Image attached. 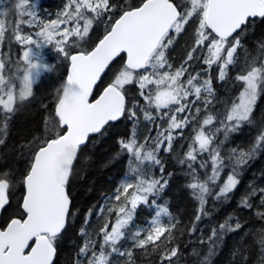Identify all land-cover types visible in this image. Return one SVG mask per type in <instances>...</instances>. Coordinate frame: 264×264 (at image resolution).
I'll return each instance as SVG.
<instances>
[{"label": "snow or ice", "instance_id": "6c2138e0", "mask_svg": "<svg viewBox=\"0 0 264 264\" xmlns=\"http://www.w3.org/2000/svg\"><path fill=\"white\" fill-rule=\"evenodd\" d=\"M68 6H74V10L63 13L66 20L53 19L42 26L43 31L35 33L39 40L28 36L24 41L42 48L55 40L57 51L69 61L70 72L61 86L62 94L56 103L55 117L58 119L47 135L32 146L30 163L23 176L16 181L23 184L25 191L19 204V218H10L0 230V264H53L55 242L65 230L72 214L68 185L82 146H86L90 134H102L109 122L119 121L126 114L129 119H136L135 110L139 107V102L135 99L129 102L126 99V85L133 82L138 85L139 96L146 102L145 108H155L157 112L167 110L161 118L167 117L168 124L166 129L157 133L151 147H146V142L140 143L137 140L134 129L128 140H118L121 149L129 154V163L134 158L137 164L132 168L128 179L109 198L116 202L115 205L98 210L100 214H106L104 223L98 229L101 236L100 250L93 251L95 244L86 241L79 251V256L83 257H88L91 251L87 264H108L112 253L125 255L117 245L125 235L124 229L133 220L135 210L140 205H156V200L150 198H158L167 184L163 175L155 178L150 169L145 170L144 162L159 166L160 172H164V165L158 158L159 151L163 148L166 152H171L175 139L174 130H183L199 117L201 109H195V116L192 110L196 101H202L206 114L199 120V126L193 128L194 136L188 150L178 162L182 165L186 163L190 170L188 175L193 182L186 187L193 190L192 194L199 201L201 214H205L209 195H214L215 200L220 202L228 198V194L240 183V168L264 149L262 125L260 133L247 151L230 148L222 154L229 133L237 131L245 122H251L254 107L264 92V52L251 59L245 56L244 66L236 76V80L242 82L243 89L222 113L207 112V106L212 103L211 97L214 95L211 77L200 80L199 73H188L190 61H201L209 69L218 65L217 79L224 81L227 69L236 63L235 54L244 47L242 36L257 19L264 20V0H182V3H174L173 0H141L138 6L122 10L118 18L109 17L112 23L105 28L103 37L94 47L90 50L79 49L74 54L61 45L66 44L71 36L82 40L88 35L94 19L105 12H111L116 6L110 5L109 0H70ZM35 10L36 5L27 0L22 10L17 11V15L32 18L36 14ZM86 11L94 15L90 18L85 14ZM3 16L4 12L0 11V17ZM194 16L198 21L194 44L184 63L173 70L166 57V50L174 42V36L170 33L182 32ZM71 20L76 21L75 26L71 30L64 27L61 31V24L66 25ZM81 20L84 21L82 28ZM31 23L30 19L29 24ZM3 36L4 20L0 19V39ZM15 39L19 41L21 37L15 35ZM261 48L264 49V44ZM122 53L126 54V62L99 98L90 102L89 98L101 74ZM23 60L27 62L23 73L10 67V72H15L19 79L21 99L32 96L34 80L41 75V69L49 68V65L38 62L32 47L23 51ZM4 67V63H0V70ZM185 73H188L186 79ZM0 86L8 89L5 92L4 87H0V105L7 113H12L13 90L17 88V84L9 83L0 75ZM202 93L206 95L202 97ZM190 96L194 99L189 100ZM179 114L185 115L179 117ZM144 118L154 119L151 112L146 110ZM221 132L224 138L218 140ZM177 135H183V132ZM3 143L4 140L0 139V145ZM196 163L200 169L205 170L211 164L210 173L205 171L203 180L194 167ZM225 169L229 170L225 181L214 193L210 185L219 183ZM12 184L13 177L10 174H0V210L9 204V189ZM256 195H260V203L264 205V188H253L241 201V206L252 207L250 198ZM157 208L149 228L143 233L139 230L134 233V247L144 248L149 243L155 247V242L165 233H168L165 239L171 237L175 225L161 219L162 216L170 215L169 209L162 206ZM257 215L264 218V212H257ZM88 216H91V211ZM200 219V214L194 218L195 221ZM231 219L230 216L219 225V232L212 230L209 255L223 241L226 233L238 231L242 227L239 221L234 226L230 224ZM192 231H195V224ZM259 231L264 232V229ZM81 235H86L84 229H81ZM259 243L260 251L264 253V237ZM177 253L178 248L173 247L164 254V259L170 261ZM242 260L246 261V256ZM77 264H80L79 260Z\"/></svg>", "mask_w": 264, "mask_h": 264}, {"label": "trees", "instance_id": "16d2710c", "mask_svg": "<svg viewBox=\"0 0 264 264\" xmlns=\"http://www.w3.org/2000/svg\"><path fill=\"white\" fill-rule=\"evenodd\" d=\"M175 3H182V0H173ZM141 0H109L110 5L116 7L111 12H105L99 18L94 19L90 29L91 35H96L95 41L90 37L82 40L72 36L63 46L67 51L75 53L79 50L77 42L83 48L91 49L103 37L105 28L112 23L109 17L118 18L124 9L138 6ZM70 0H42L38 17L45 22L53 19H67L63 13L73 11L74 6H68ZM14 0H5L1 11L4 16V36L1 42V60L5 67L2 69L7 80L17 81L15 72H10V67L23 72V62L21 54L23 45L21 41L15 39V35L21 38L26 34H33L36 27H31L26 23V16L18 17L17 11L13 8ZM88 17L94 14L85 12ZM70 22V21H69ZM72 20L70 24L74 23ZM82 26L84 21L81 22ZM198 27V21L194 16L184 26V30L179 34L170 33L174 36L173 44L166 50V57L171 65L180 67L186 59L187 53L194 44V33ZM264 20L257 19L251 25L245 35L242 36V49H238L235 54L236 63L230 68L224 81H218V67L213 65L210 68V77L214 95L211 97L212 103L207 106V112L213 114L223 112L227 106L231 105L235 98L243 89L242 82L236 80V76L244 66L245 56L248 59L259 56L264 49ZM199 51V50H198ZM195 55V54H194ZM203 55V53L201 54ZM121 57L124 59L121 60ZM106 71L100 81L95 95H99L101 90L109 84L119 68L125 63V56H121ZM45 62L49 65L40 79L35 83L31 97L24 99L17 98L12 113H7L0 106V139L4 143L0 145V174L8 173L13 177V184L9 189L10 203L4 209L0 227H4L10 218L19 217V204L24 194V186L17 183L22 177L30 163V149L35 142L47 135L52 129L55 121V107L59 95L62 94V84L66 80L69 61L57 51V46L51 44L45 48ZM190 70L195 73L200 70H208L206 66H200L199 61H190ZM208 76V77H209ZM207 77V78H208ZM185 79V78H184ZM127 100L133 99L139 102L136 108V119H129L127 114L117 122H111L102 131V134H94L78 155V160L74 166L73 174L70 178L68 191L72 199L71 215L69 222L63 233L57 238L55 246L57 255L54 264H87L91 257L79 256L80 248L86 241L95 244L93 251L99 252L101 236L98 229L104 223L106 214H100L101 207L115 205V201L109 198L114 196L116 189L124 179L131 175L132 168L137 162L132 160L129 163V154L121 149L119 139L128 140L130 133L135 130L136 138L139 142L151 143L160 132L161 112L155 108H145L146 102L139 96L138 85L133 82L126 85ZM264 88V86H262ZM206 95L203 93L202 97ZM194 97L190 96L189 100ZM201 109L200 118L183 130L174 131L173 147L171 152L160 149L158 158L164 165V172H160L159 166L144 162V169L151 170L155 178L163 175L167 180L166 187L159 194V197H151L156 200V204L167 207L169 216H163V221L174 224L172 234L169 239H165V233L160 240L156 241L154 247L149 243L144 248L134 247L133 230L137 227L149 225V221L155 215L154 205H140L134 212V218L124 229L125 235L119 241L117 247L125 255L112 253L108 264H262L264 253L260 251L259 240L264 237V218L257 215V212H264V205L260 203V195L250 198L252 207L241 206V201L252 191L253 188H264V149L240 168L239 181L234 191L228 194V198L222 202L215 200L214 195L207 197L205 214L199 212V201L193 196L187 184L193 182L188 175L190 171L187 164H180L178 161L184 157L191 143L193 128L199 125V120L206 114L202 101H196L192 109ZM150 111L153 120L144 118V111ZM160 117V119H159ZM251 122H245L237 131L229 133L227 142L223 145L222 154L230 148L247 151L254 143L255 138L264 125V92L258 98L251 114ZM165 123V122H163ZM183 132V135L177 133ZM223 133L218 134V140L223 139ZM218 142V141H217ZM205 159L207 154H205ZM199 159V158H198ZM201 180L205 178V171L210 173L211 164L207 170L200 169L199 164H194ZM229 170L225 169L217 185L210 187L213 192L218 191V187L225 181ZM134 182V181H132ZM163 182V181H162ZM91 211V216L88 213ZM200 214L201 219L195 221L196 215ZM233 226L237 221L242 224L238 231L226 233L221 243L216 245L209 255V237L213 229L219 232V225L229 217ZM115 213L112 214L114 219ZM195 224V231L192 226ZM111 225H109L110 230ZM84 229L86 235H81ZM177 247L178 253L170 261L164 259V254L171 248ZM110 251V249H106ZM131 255H128V253ZM235 252V255H234ZM246 256V261L242 257Z\"/></svg>", "mask_w": 264, "mask_h": 264}, {"label": "rangeland", "instance_id": "374dc122", "mask_svg": "<svg viewBox=\"0 0 264 264\" xmlns=\"http://www.w3.org/2000/svg\"><path fill=\"white\" fill-rule=\"evenodd\" d=\"M41 1L42 0H30V2H33L35 5H36V10H35V16L34 17H32V18H29L28 16H26L27 18H26V23L29 25V26H31V27H36V30L35 31H33V34L31 35V34H26V35H23V37L20 39V41H21V43H22V45H23V48H22V54H21V58H22V62H23V72L24 71H26V68H27V62L26 61H24L23 60V51H26L29 47H32L33 48V53H34V57L35 58H38V62H42V63H44V64H47L46 62H45V48H48L51 44H45L44 46H42V48H37V47H35L34 45H29V44H26L24 41H25V39L28 37V36H32V38L33 39H35V40H39L40 38L39 37H37L36 35H35V33L37 32V31H43V25L44 24H48L47 22H45V20H41V18L39 19V17H38V11H39V9H40V4H41ZM5 2V0H0V8H2V6H3V3ZM67 9H65V11H66ZM0 11H1V9H0ZM40 16V15H39ZM0 19H1V17H0ZM32 20V23L31 24H29V20ZM72 21V20H71ZM71 21L69 22L68 21V23L65 25V24H61V27H60V30L62 31L63 30V28L64 27H68L69 28V30H71L74 26H75V23H76V21L74 22V23H72V24H70L71 23ZM83 20H81L80 21V25H81V28H82V24H81V22H82ZM72 37V36H71ZM70 37V38H71ZM86 37H90V39H91V41H95V38H96V35H91V33L89 32L88 33V35L86 36ZM59 37H57V39H58ZM70 38H69V40H70ZM68 40V41H69ZM1 42H2V39H0V63H2V60H1ZM52 44H54V45H56L55 44V40L53 41V43ZM61 46H63V45H61ZM77 48L78 49H81V48H83V46L79 43V42H77ZM48 65V64H47ZM207 66V65H206ZM165 70H167V69H165ZM46 70H44V69H41V75L37 78V79H35L34 80V83H33V89H34V86H35V83L40 79V77L42 76V74L45 72ZM163 71V70H162ZM22 72V73H23ZM0 75H3L4 76V78H5V80L6 81H8L9 83H11V82H13V80H7L6 79V77H5V75H4V73H3V71L2 70H0ZM207 79V78H206ZM200 80H203V79H200ZM15 83L17 84V88L15 89V90H13V95H14V104H13V108H14V106H15V101H16V99L17 98H20V96H19V79H17V81H15ZM0 87H4V86H0ZM150 88L151 87H153V86H149ZM7 87H4V91L5 92H7ZM202 95H203V93H202ZM4 99H6V96H4L3 97ZM0 106H2V105H0ZM3 107V106H2ZM196 109V108H195ZM167 110H162L161 111V117L163 116V112H166ZM161 119H163L164 121H165V123H163L162 121H161V125H162V127L160 128V130L162 131V130H164V129H166L167 128V124H168V120H167V117H163V118H161ZM199 125H196L195 127H198ZM174 131H179L178 129H176V130H174ZM173 134H174V132H173ZM193 135H194V133H193ZM141 143V142H140ZM142 143H145V141H142ZM151 145H152V142L151 143H146V147H151ZM125 180H127V179H124L122 182H124ZM121 182V183H122ZM129 182H132V181H129ZM155 206V212L158 210V208H157V206H160V205H158V204H156V205H154ZM163 207V206H162ZM155 218V215H154V217L149 221V225H145L144 227H137V228H135L134 230H133V235H134V233L136 232V231H141L142 233L146 230V229H148L149 228V226H150V224H151V221L153 220ZM161 219L163 220V216L161 217ZM133 235H132V237H133Z\"/></svg>", "mask_w": 264, "mask_h": 264}, {"label": "water", "instance_id": "95a60500", "mask_svg": "<svg viewBox=\"0 0 264 264\" xmlns=\"http://www.w3.org/2000/svg\"><path fill=\"white\" fill-rule=\"evenodd\" d=\"M174 2V1H173ZM175 3V2H174ZM99 42V41H98ZM97 42V43H98ZM96 43V44H97ZM74 54V53H73ZM121 56H125V62H126V54H124V53H122L121 54ZM120 57H117L115 60H113L110 64H109V66H108V68L107 69H105V71L101 74V77H100V79L97 81V83H96V85L94 86V88H93V92H92V95H91V97L89 98V101L90 102H93L95 99H98L99 98V95H101L102 93H103V90H104V88H106L107 86H108V84L106 85V86H104V88L101 90V92L99 93V95H95V91H96V89H97V87H98V85H99V83H100V81L102 80V77L104 76V74L106 73V71L111 67V65L115 62V61H117L118 59H119ZM70 72V64H69V67H68V71H67V74ZM67 76V75H66ZM126 99H127V97H126ZM123 117H121V119H122ZM117 122V121H116ZM109 123H111V122H109ZM107 126V125H106ZM105 126V127H106ZM103 131V130H102ZM97 134H99V133H97ZM94 134H90V138L93 136ZM90 138H89V140H90ZM88 143V142H87ZM83 147H85V146H82V148ZM80 153V152H79ZM79 155V154H78ZM75 166V165H74ZM70 198H71V196H70ZM9 203H10V199H9ZM9 205V204H8ZM8 205H6L5 206V208L8 206ZM71 206H72V199H71ZM3 211H4V209L3 210H0V221H1V217H2V214H3ZM70 211H71V209H70ZM3 228H1L0 227V230H2ZM56 255H57V249H56V254H55V256H54V258H53V264L55 263V259H56ZM262 264H264V262L262 263Z\"/></svg>", "mask_w": 264, "mask_h": 264}, {"label": "flooded vegetation", "instance_id": "af4514ba", "mask_svg": "<svg viewBox=\"0 0 264 264\" xmlns=\"http://www.w3.org/2000/svg\"><path fill=\"white\" fill-rule=\"evenodd\" d=\"M204 55V54H203ZM202 55V56H203ZM185 61V60H184ZM200 62V66H206V65H204L201 61H199ZM184 63V62H183ZM182 63V64H183ZM190 63V62H189ZM215 66H217L218 67V71H219V66L218 65H215ZM233 65H230L229 66V68L227 69V73L229 72V70H230V68L232 67ZM206 67H208V66H206ZM172 69L174 70V69H176V67L174 66V65H172ZM188 73H192V74H196L195 72H194V69L191 71L190 70V67L188 66ZM188 73H185V79L187 78V75H188ZM199 74H200V76H199V79H206L209 75H210V69H208V70H200L199 71ZM227 77V76H226ZM226 79V78H225ZM193 110V109H192ZM183 115H185V114H179V117H182ZM193 115L195 116V111L193 110ZM178 117V118H179ZM198 118H200V115H199V117H197V119H194L193 120V122L192 123H195L196 122V120H198ZM159 119H160V117H159ZM164 120L162 119V122H163ZM165 122V121H164ZM191 123V124H192ZM191 124H189V125H191ZM188 125V126H189Z\"/></svg>", "mask_w": 264, "mask_h": 264}, {"label": "clouds", "instance_id": "9594fccd", "mask_svg": "<svg viewBox=\"0 0 264 264\" xmlns=\"http://www.w3.org/2000/svg\"><path fill=\"white\" fill-rule=\"evenodd\" d=\"M27 3V0H15V3L13 4V8L16 11L22 10L23 5Z\"/></svg>", "mask_w": 264, "mask_h": 264}]
</instances>
